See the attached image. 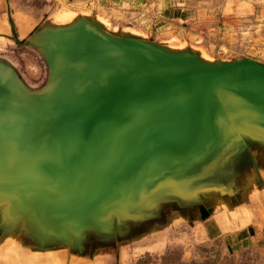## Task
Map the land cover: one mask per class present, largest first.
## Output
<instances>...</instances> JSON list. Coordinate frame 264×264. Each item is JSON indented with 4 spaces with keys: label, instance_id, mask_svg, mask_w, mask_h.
<instances>
[{
    "label": "water",
    "instance_id": "95a60500",
    "mask_svg": "<svg viewBox=\"0 0 264 264\" xmlns=\"http://www.w3.org/2000/svg\"><path fill=\"white\" fill-rule=\"evenodd\" d=\"M23 41L48 67L31 89L0 58V241L23 264L137 247L179 211L247 212L232 206L261 191L247 188L250 166L264 188V64L212 62L91 16Z\"/></svg>",
    "mask_w": 264,
    "mask_h": 264
},
{
    "label": "rangeland",
    "instance_id": "374dc122",
    "mask_svg": "<svg viewBox=\"0 0 264 264\" xmlns=\"http://www.w3.org/2000/svg\"><path fill=\"white\" fill-rule=\"evenodd\" d=\"M15 1L21 3L27 1L35 9V12L40 13L41 11L39 15L43 12L44 18L39 20L37 27L45 23L65 24L78 15L91 16L103 21L107 31L126 32L172 47L192 48L199 51L203 58L212 62L249 59L264 64V0H247V3L235 7L233 12L222 13L210 10L203 17L185 23L178 22L175 26L167 28L165 34L157 32L154 25L155 18L151 16V11L149 13L139 11L137 6L120 7L111 16H108L100 12L101 10L98 11L99 9L97 10L96 7L93 9L92 2L86 0ZM105 7L110 8L109 3ZM0 58L12 64L19 77L31 89H37L45 83L48 75L47 64L42 54L35 47L28 45L26 41H12L8 48L0 51ZM261 178L264 181V173L261 174ZM247 180L248 185H245L248 189L259 187L261 193L256 191L253 195L241 196L239 205H233V208L242 207L241 204L245 205L248 202L254 203L257 207L260 199L264 203V188L257 180L251 166ZM242 185L244 186V184ZM172 206L173 203L165 204L161 207V211L174 212L175 208ZM212 208L215 209L209 211L210 215L203 219L190 218L189 215L180 211L172 218L173 221L170 219L171 217L165 218L163 224L170 227H160L158 238L148 237L149 240L144 248L149 250L152 247L151 243L158 242L159 252L155 254V261L160 264H211L221 260H225V264H233L230 253L225 251L222 243V233L216 232V230L215 234L207 231L205 236L201 227L207 225L208 230L216 229L217 224L223 221L229 226L230 221H236L233 225L237 226L238 218H241L239 222V226H241L248 220V211L232 210L231 206H226V204ZM261 208L264 213V205ZM139 239L133 241L138 242ZM6 245V238L0 241V264H23L18 254L7 251ZM17 245L15 241L16 250ZM135 247L130 246L129 250L134 251ZM62 253L67 256L66 251H60L58 254ZM54 260L51 264H56ZM65 261L64 259V264H66Z\"/></svg>",
    "mask_w": 264,
    "mask_h": 264
},
{
    "label": "crops",
    "instance_id": "0c3cea01",
    "mask_svg": "<svg viewBox=\"0 0 264 264\" xmlns=\"http://www.w3.org/2000/svg\"><path fill=\"white\" fill-rule=\"evenodd\" d=\"M92 2L93 9L111 16L115 10L123 6H137L139 11H151V16L155 18L154 25L157 32L165 34L166 29L175 26L178 22H189L203 17L210 10L226 13L235 10L240 4L247 3V0H86ZM109 3L110 8L105 7ZM118 9V10H119ZM104 11V12H103ZM41 13V11H40ZM35 12V9L27 1L24 3L0 0V51L8 48L11 42H22L28 34L37 27L39 20L44 18L42 12ZM13 20V27L9 23ZM145 20V19H144ZM24 42V41H23ZM258 206L250 204L247 206L249 220L243 225L230 226L223 229L217 225L216 229L208 230L203 226V233H222V243L225 251L230 253L233 264H264V213L261 211L264 205L261 199ZM219 233V234H220ZM141 246V247H139ZM134 248L116 249L106 252L98 259L86 262L76 261L66 264H160L155 261V254H158V242L151 243V248H144L146 243ZM138 249V250H137ZM63 264V259L58 261ZM187 264V263H182ZM211 264H225V260L216 261Z\"/></svg>",
    "mask_w": 264,
    "mask_h": 264
},
{
    "label": "trees",
    "instance_id": "16d2710c",
    "mask_svg": "<svg viewBox=\"0 0 264 264\" xmlns=\"http://www.w3.org/2000/svg\"><path fill=\"white\" fill-rule=\"evenodd\" d=\"M10 23H11V20H10Z\"/></svg>",
    "mask_w": 264,
    "mask_h": 264
},
{
    "label": "bare ground",
    "instance_id": "6f19581e",
    "mask_svg": "<svg viewBox=\"0 0 264 264\" xmlns=\"http://www.w3.org/2000/svg\"><path fill=\"white\" fill-rule=\"evenodd\" d=\"M7 253V252H6Z\"/></svg>",
    "mask_w": 264,
    "mask_h": 264
}]
</instances>
